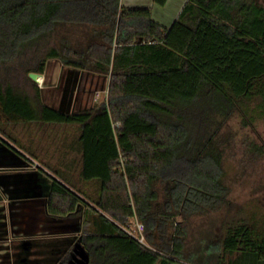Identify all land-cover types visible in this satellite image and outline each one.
<instances>
[{"label":"trees","instance_id":"obj_1","mask_svg":"<svg viewBox=\"0 0 264 264\" xmlns=\"http://www.w3.org/2000/svg\"><path fill=\"white\" fill-rule=\"evenodd\" d=\"M50 60L107 77V99L69 113L48 105L38 77ZM255 93L264 97L257 0H188L170 27L122 0H0V131L77 128L66 168L78 180L41 170L47 213L82 218L89 264H264L252 223L223 222L198 242L187 227L230 204L220 129ZM134 218L144 242L125 229Z\"/></svg>","mask_w":264,"mask_h":264},{"label":"rangeland","instance_id":"obj_2","mask_svg":"<svg viewBox=\"0 0 264 264\" xmlns=\"http://www.w3.org/2000/svg\"><path fill=\"white\" fill-rule=\"evenodd\" d=\"M257 1L264 6V0ZM38 79L43 83L42 96L44 101L48 105L66 113L73 112L74 108L75 110L79 109L80 100L76 98L79 86L88 95L90 89L95 91L98 88L101 90L97 94L95 92L97 102L106 100L108 97L107 91H104L109 83L107 77L92 72H83L76 67L64 66L59 60H50L45 77L39 76ZM5 130L7 134L1 131L0 134L26 153L23 159L26 162L22 164L23 167L0 169V172H5L9 175L4 180L7 183L6 189L8 191L16 190V188H10V174H17V172L18 175L14 177L19 176L18 182L22 186L19 191L24 192L27 188H33V186L30 187L29 184L24 182V176H30L29 172L34 173V178L39 175L42 180H46L49 183V178L43 173L42 168L50 173H54L57 169L65 171L72 175L75 180H78V168H66V162H73V160L78 158L77 152L69 151L68 146V141L77 134V128L71 125H39L32 123L29 125L7 124ZM8 134L15 137L17 141L11 140ZM220 142L224 151L225 182L230 188V204L206 216L191 217L187 223L190 233L189 238L191 241H202L208 232L211 233L218 230V234H220L223 231V228H221L223 227V222L239 220L252 223L257 232L263 236L264 97L255 93L252 98L244 101L240 108L232 113L220 129ZM6 151H2L4 156H7L5 154ZM7 154L11 155V152ZM83 184L77 185L79 187L84 186L83 188L86 191L95 194L97 185L92 183ZM29 191L33 193L31 190ZM178 219L181 218L179 217ZM135 220L139 219L134 218L131 222L133 223ZM71 224H62V234H71L77 231L76 222ZM70 227H72L71 230L64 229ZM54 232L56 231L45 234L51 237L56 235ZM21 243L20 241L19 244ZM16 247L18 254H20L21 247H19L18 243ZM37 249L31 243H28L27 248L24 252L22 251L25 255L24 259L28 260V264H46L43 262V253L37 255L39 253V249ZM34 252L35 256H33Z\"/></svg>","mask_w":264,"mask_h":264},{"label":"crops","instance_id":"obj_3","mask_svg":"<svg viewBox=\"0 0 264 264\" xmlns=\"http://www.w3.org/2000/svg\"><path fill=\"white\" fill-rule=\"evenodd\" d=\"M187 1L188 0H168L166 4L159 5L154 0H122V4L131 8H150L152 16L156 21L165 27H170L181 13ZM107 88L108 86H106L105 92ZM100 91L101 90L98 88L95 91L90 89L88 95L85 91H82L81 86H79L76 96V98L80 100L79 109L75 110L74 108L72 111H79L92 107L97 102V95H95V92L97 94ZM13 146L23 152V150L19 149L15 144H13ZM3 150L6 151L5 154L7 156L2 154ZM10 152L11 155L7 154ZM23 159L24 157L22 155L0 140V169L21 167L22 164L26 162ZM33 174V172H29L30 176H24V182L29 184L30 187L33 186V188H27L26 191L23 192L19 191L22 189V186L19 185L20 182H18L19 176L14 177L18 175V172L17 174H10V188H16L17 191H8V189H6L7 183L4 180H6L9 175L5 172H0V264L13 263L17 253L14 243L19 242L25 237L37 235L40 232L53 233V231H56L54 232L56 233V235H54V239L56 240L62 235L63 223L65 225H72V222H76V229L78 230L81 228V217H58L47 213L46 199L50 191V184L48 181L42 180L39 175L34 178ZM64 229L71 230L72 227Z\"/></svg>","mask_w":264,"mask_h":264},{"label":"flooded vegetation","instance_id":"obj_4","mask_svg":"<svg viewBox=\"0 0 264 264\" xmlns=\"http://www.w3.org/2000/svg\"><path fill=\"white\" fill-rule=\"evenodd\" d=\"M81 236L82 229L81 231L77 230L75 233L62 234L56 240L54 239L55 236L50 237V235L45 234V232H40L37 235L28 236L27 238L25 237L24 239L20 240L22 242L21 244H19L20 241L14 243V247H16L18 243L19 247H21V250L20 254H18L19 252L17 250L16 259L12 264H28V260L24 259L25 255L23 254L24 250L28 246V243H31L35 249L38 248L40 250L39 251L37 249L39 252H37V255L43 253V262L46 264H89V256ZM35 255L36 254L34 252L33 256ZM46 260L49 261L46 262Z\"/></svg>","mask_w":264,"mask_h":264},{"label":"built area","instance_id":"obj_5","mask_svg":"<svg viewBox=\"0 0 264 264\" xmlns=\"http://www.w3.org/2000/svg\"><path fill=\"white\" fill-rule=\"evenodd\" d=\"M125 229L129 235L139 239L142 242L145 241V224L143 221L135 220L133 223L129 222L125 226Z\"/></svg>","mask_w":264,"mask_h":264}]
</instances>
